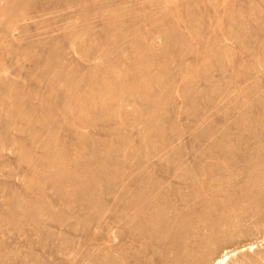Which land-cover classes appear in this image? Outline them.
I'll return each mask as SVG.
<instances>
[{"label": "rangeland", "instance_id": "1", "mask_svg": "<svg viewBox=\"0 0 264 264\" xmlns=\"http://www.w3.org/2000/svg\"><path fill=\"white\" fill-rule=\"evenodd\" d=\"M34 1L0 11V264H264V0Z\"/></svg>", "mask_w": 264, "mask_h": 264}, {"label": "bare ground", "instance_id": "2", "mask_svg": "<svg viewBox=\"0 0 264 264\" xmlns=\"http://www.w3.org/2000/svg\"><path fill=\"white\" fill-rule=\"evenodd\" d=\"M2 1L3 2H5L4 4V6L2 7V6H0V11H1V15H9V14H13L14 12V10H13V8H11V3H13V2H17L18 3V0H14V1H12V0H8V1H6V0H0V2L2 3ZM23 1V0H22ZM30 1H33V0H30ZM41 1V0H40ZM56 1V0H55ZM60 1V0H59ZM35 2V4H36V1H34ZM52 1L51 0H44V1H41V3H37L36 4V6H35V9H37V10H40V11H48L49 9H51V7H52V5H54L53 3H51ZM54 2V1H53ZM79 2V1H78ZM20 3V2H19ZM24 3V2H23ZM23 3L21 4L20 3V6L21 5H23ZM31 3V2H30ZM30 3H26V12H28V10H31L32 8L34 9V6L32 7L31 6V4ZM56 3V5H58L59 3H57V2H55ZM75 3V2H74ZM82 3V2H81ZM88 3V2H87ZM52 4V5H51ZM72 4V3H71ZM76 4V3H75ZM83 4V3H82ZM32 5H33V3H32ZM60 5V4H59ZM76 5H78L79 6V4H76ZM76 5L74 6V4H72V7L74 6L75 8H76ZM99 5V4H98ZM14 6V5H13ZM16 6V5H15ZM78 6H77V8H78ZM68 7H69V5H68ZM21 8V7H20ZM22 8H24V6L22 7ZM21 8V9H22ZM53 8V7H52ZM59 8V7H58ZM61 8H62V6H61ZM60 8V9H61ZM69 8H71V5H70V7ZM79 8H81V6L79 7ZM54 9H56V8H54ZM53 9V10H54ZM67 9V8H66ZM72 9V8H71ZM94 9V8H93ZM24 10V9H23ZM56 10H58V9H56ZM68 10V9H67ZM70 10V9H69ZM51 11V10H50ZM48 12V13H51V12ZM61 11V10H60ZM63 11V10H62ZM64 12V11H63ZM72 12V11H71ZM29 13V12H28ZM27 14V13H26ZM46 15V14H45ZM72 15V14H71ZM30 16V15H29ZM32 16V15H31ZM4 18V17H3ZM11 19V18H10ZM49 19V18H48ZM82 21V20H81ZM96 25V21H92L91 22V26H93V28H95L94 26ZM40 28V27H39ZM41 34V33H40ZM37 36V35H36ZM81 41V40H80ZM75 46V45H74ZM228 137V136H227ZM207 141V140H206ZM238 141V140H237ZM228 150V149H227ZM233 154V153H232ZM257 164V163H256ZM246 167V166H245ZM263 167V166H262ZM247 170V169H246ZM261 170V169H260ZM259 170V171H260ZM264 170V169H263ZM249 172V171H248ZM258 172V171H257ZM242 175V174H241ZM183 179V178H182ZM183 181V180H182ZM257 181V180H256ZM260 181V180H259ZM254 183V182H253ZM133 184V183H132ZM264 184V183H263ZM264 186V185H263ZM132 187H134L133 185H132ZM131 188V187H130ZM134 189V188H133ZM132 189V190H133ZM258 190V189H257ZM131 191V190H130ZM148 193V192H147ZM252 193H253V190H252ZM255 193V194H254ZM253 193V195L250 197V199H248V200H251V201H249V205H248V209H253V211H251V210H249V212H248V209H243V211H244V213H247V215H245V217H243L242 219H247L248 221H250V223H251V221L255 218V217H257L259 214H260V212L263 214H260V216L262 215L263 216V220L261 219H259L258 218V220H256L257 221V223H259V227L260 226H262V225H264V187L262 188V190H259V192H257L256 193V190H255V192ZM133 194V193H132ZM149 195V194H148ZM134 196V195H133ZM236 198V197H235ZM180 200H179V207H178V214H176V216H177V220H178V224L176 225L177 226V231H178V233L180 234V236H184V234H185V232L183 231L184 230V225H183V223H184V220H186V218H185V216H188L189 215V217H190V215H191V209H192V207L188 204V208H187V204L184 202V200L182 199V198H179ZM247 201V200H246ZM169 203V202H168ZM240 206V205H239ZM241 207V206H240ZM132 208H134V207H132ZM255 208H258L259 209V211H256L255 210ZM237 209V208H236ZM195 209H193V211H194ZM233 211V210H232ZM234 212V211H233ZM241 212V211H240ZM193 215H194V213H193ZM244 215V214H243ZM154 216V215H153ZM261 216V217H262ZM240 218V217H239ZM241 219V218H240ZM234 220V219H233ZM237 220V219H236ZM247 220H246V222H247ZM190 221H192V220H190ZM212 221V220H211ZM133 222V221H132ZM242 222V221H241ZM146 223V222H145ZM177 223V222H176ZM236 224H238V223H236ZM136 224H133V228H134V226H135ZM136 227V226H135ZM147 227V226H146ZM231 227H233V226H231ZM256 228V227H255ZM254 228V229H255ZM151 229V228H150ZM145 230V229H144ZM238 230V229H237ZM133 231V230H132ZM137 231V230H136ZM139 232V231H138ZM141 232V231H140ZM197 232V231H196ZM227 233V232H226ZM146 234V233H145ZM144 234V235H145ZM157 234V233H156ZM160 234V233H159ZM178 234V235H179ZM134 235V237L131 239V241H132V243H133V245H134V243H137V242H139V241H141V240H139V241H137L136 240V238H135V234H133ZM132 235V236H133ZM156 236V235H155ZM167 236V235H166ZM138 237V236H137ZM159 236H157V238H158ZM135 238V239H134ZM156 238V239H157ZM164 238V237H163ZM184 238H186L187 240H189L190 242H189V244H187V246L189 247L190 246V249H191V253H195L194 254V257H195V259L197 260V262H199L200 264H203V256L204 255H202V252H201V254H198L201 250H202V243L200 242V241H197V240H192L191 241V239L192 238H190L189 239V237L187 238V237H185L184 236ZM194 238H197V236L196 237H194ZM199 238V237H198ZM142 239H144L145 240V238H142ZM156 239H155V241H156ZM148 240V239H147ZM147 240H146V242H147ZM186 240V241H187ZM183 241H184V239H183ZM263 241V240H262ZM152 241H150V244H152V243H154V242H152ZM169 242V241H168ZM155 244V243H154ZM173 244V243H172ZM168 245V244H167ZM134 246H137V245H134ZM164 246H166V245H164ZM206 246V245H205ZM141 247V246H140ZM154 247V246H153ZM158 247V246H157ZM156 247V245H155V248H157ZM160 247V246H159ZM159 247H158V249H159ZM170 247V246H169ZM174 247V246H173ZM176 247V246H175ZM174 247V248H175ZM180 247H181V245H180ZM209 247V246H208ZM258 247L259 246H256V245H250V246H248L247 248H245V247H243V248H241L242 249V251L241 252H246V253H248V254H250L253 258H250L252 261H251V263L250 264H256V259L254 258L255 257V255L257 254V249H258ZM130 248V247H129ZM161 248H162V246H161ZM163 249V248H162ZM166 250H167V248H165ZM135 250V249H134ZM149 250V249H148ZM154 250V251H153ZM161 250V249H160ZM156 251H159V250H156ZM156 251H155V249H153L152 248V250H149V251H147L145 248H144V250H143V252H142V254H143V256L142 257H146V256H148L149 257V255L151 256V257H149L150 259H147V260H149V262H147L148 264H162V262H163V260L162 259H160L161 257L159 256V255H157V253H156ZM162 251H164V249L162 250ZM179 251V250H178ZM182 251V250H181ZM169 252V251H168ZM233 251L231 250V251H226V252H224L222 255H221V257L220 258H218V262H219V264H228V261L229 260H231V257H230V254L232 253ZM179 253V252H178ZM171 254H172V252H171ZM137 255V254H136ZM140 255V254H139ZM162 255V254H161ZM165 255H166V253H165ZM163 256V255H162ZM232 256V255H231ZM148 257H146V258H148ZM168 257V256H167ZM191 257V256H190ZM193 257V256H192ZM130 258V257H129ZM134 258V257H133ZM146 258L145 259H143V261H145L146 260ZM142 259V258H141ZM176 259V258H175ZM186 259H188V258H186ZM138 260V259H137ZM127 261H128V259H127ZM142 261V260H141ZM162 261V262H161ZM165 261V260H164ZM131 262V261H130ZM133 262V261H132ZM134 262H135V259H134ZM178 262V261H177ZM187 262V261H186ZM195 262V261H194ZM143 263V262H142ZM198 263V264H199ZM164 264V263H163ZM173 264V263H172Z\"/></svg>", "mask_w": 264, "mask_h": 264}]
</instances>
